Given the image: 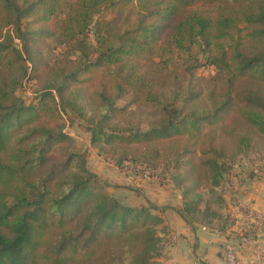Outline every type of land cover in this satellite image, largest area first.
Listing matches in <instances>:
<instances>
[{"label":"trees","instance_id":"obj_1","mask_svg":"<svg viewBox=\"0 0 264 264\" xmlns=\"http://www.w3.org/2000/svg\"><path fill=\"white\" fill-rule=\"evenodd\" d=\"M46 37L70 47L55 65ZM201 56L217 72L191 82ZM64 110L119 168L170 167L180 215L226 231L233 167L253 154L264 176V0H0V264H159L162 216L107 191Z\"/></svg>","mask_w":264,"mask_h":264},{"label":"rangeland","instance_id":"obj_2","mask_svg":"<svg viewBox=\"0 0 264 264\" xmlns=\"http://www.w3.org/2000/svg\"><path fill=\"white\" fill-rule=\"evenodd\" d=\"M15 42L21 47V41L18 38H15ZM66 43L60 38L46 37L45 44L41 48L42 59L55 65L69 50L70 47ZM216 72V68L208 64L205 58L201 56L200 63L194 72V80L191 82L200 78H211ZM15 90L27 104L38 102L40 96L39 81L33 77H26L19 81ZM62 117L64 130L71 137L69 149L85 158L86 166L109 184L107 191L123 204L134 207L150 206L152 212L157 214H161L160 207L163 206H176V204L181 207L184 206L186 199L179 191L175 172L170 167L159 166L153 169L134 163L132 164L133 167L119 168L113 159L100 148V145L91 143V134L86 123L77 114L70 110H64ZM254 157L253 154L248 155L242 164L234 166L227 176L228 180L232 181L231 186L237 194L240 193L241 195L244 190L253 189L251 186L252 179H250L253 176L250 172H252V166L255 164L253 162ZM226 189L225 210L233 213L234 210L230 206L231 196L228 188ZM243 197V195L239 197V203L244 202L241 200ZM156 228L158 233L169 232L164 221L158 224ZM158 262L164 264L167 259Z\"/></svg>","mask_w":264,"mask_h":264},{"label":"crops","instance_id":"obj_3","mask_svg":"<svg viewBox=\"0 0 264 264\" xmlns=\"http://www.w3.org/2000/svg\"><path fill=\"white\" fill-rule=\"evenodd\" d=\"M250 179H252L251 186L253 189H246L241 195L236 193V198L239 200V197L243 195L241 200L244 202L240 203L251 206L264 215V176H254ZM230 206L234 210L232 215L238 221L224 232L199 224L188 223L177 211V208H181L179 204L160 207L162 210L160 215L174 240L158 257V261L167 259V262L173 264H227L222 251L223 244L229 234L236 233L237 236H240L242 232L239 221L240 210L232 202ZM259 238L264 240V228L259 233ZM241 253L244 258L249 254L244 250Z\"/></svg>","mask_w":264,"mask_h":264},{"label":"built area","instance_id":"obj_4","mask_svg":"<svg viewBox=\"0 0 264 264\" xmlns=\"http://www.w3.org/2000/svg\"><path fill=\"white\" fill-rule=\"evenodd\" d=\"M238 209L241 213L240 224L242 223L244 226L240 228L242 231L240 236H237L236 233L227 236L222 249L224 258L227 264H264V240L259 238V233L264 228V215L243 203L238 204ZM245 226L249 229L253 227L256 236L246 234ZM243 250L249 252L246 258L242 256ZM164 264L173 263L166 262Z\"/></svg>","mask_w":264,"mask_h":264}]
</instances>
